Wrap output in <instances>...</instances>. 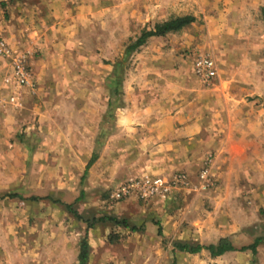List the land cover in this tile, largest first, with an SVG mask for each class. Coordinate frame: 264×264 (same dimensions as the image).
<instances>
[{
	"label": "rangeland",
	"instance_id": "374dc122",
	"mask_svg": "<svg viewBox=\"0 0 264 264\" xmlns=\"http://www.w3.org/2000/svg\"><path fill=\"white\" fill-rule=\"evenodd\" d=\"M183 15L195 21L126 51ZM0 41L31 81L0 54V196L20 195L0 200V264H78L84 237L87 264H264V0H0ZM156 178L166 192L114 195ZM63 203L129 226L88 228ZM220 237L262 240L174 248Z\"/></svg>",
	"mask_w": 264,
	"mask_h": 264
},
{
	"label": "trees",
	"instance_id": "16d2710c",
	"mask_svg": "<svg viewBox=\"0 0 264 264\" xmlns=\"http://www.w3.org/2000/svg\"><path fill=\"white\" fill-rule=\"evenodd\" d=\"M195 21V17L193 15H183V16H177L168 20H165L161 23H157L154 25L153 28L149 30H144L140 36L128 47L126 48L127 52L134 51L141 45H143L148 38L151 37H156V36H163L169 32H175L183 27L193 23ZM93 158H90L89 161L87 162L85 166L84 173L81 177L83 179V176L85 175V172L87 171L88 167L92 164ZM20 195L17 193H8L0 196V200L4 198H16L19 197ZM29 200L31 201H38L40 199H44V197H39V196H30L28 197ZM64 207L71 212L73 215L76 216L77 219L83 220L87 222L88 228H91L95 225L97 222H105V221H113L116 224H120L124 227H128V223L123 219V220H118L115 217H110V216H102L99 218H91V219H85L83 216H81L76 209L73 206V203H63ZM130 229L132 231H138L139 227L131 226ZM262 238H256L251 244L249 245H244L241 247H235L231 240L228 237H220L215 243H211L208 245H189L186 243H175L174 248L181 251V252H187V253H198L202 250H206L210 253L211 256H220L226 252H231V251H246L249 250L252 254H256L257 252V247L259 243L261 242ZM89 244L84 237L81 241L80 244V249L78 253V264H87L88 258H89Z\"/></svg>",
	"mask_w": 264,
	"mask_h": 264
},
{
	"label": "built area",
	"instance_id": "2783aa9c",
	"mask_svg": "<svg viewBox=\"0 0 264 264\" xmlns=\"http://www.w3.org/2000/svg\"><path fill=\"white\" fill-rule=\"evenodd\" d=\"M0 54L11 59V77L18 85H29L30 73L25 53L13 51L4 41H0ZM216 64L209 55H201L194 62L196 75L206 83L216 76ZM14 101V97H11ZM168 190L167 183L160 178L128 181L114 192L116 196H123L137 191L142 197H148Z\"/></svg>",
	"mask_w": 264,
	"mask_h": 264
},
{
	"label": "crops",
	"instance_id": "0c3cea01",
	"mask_svg": "<svg viewBox=\"0 0 264 264\" xmlns=\"http://www.w3.org/2000/svg\"><path fill=\"white\" fill-rule=\"evenodd\" d=\"M170 143H173V141H170ZM167 146H173V145L172 144H170V145L168 144Z\"/></svg>",
	"mask_w": 264,
	"mask_h": 264
}]
</instances>
